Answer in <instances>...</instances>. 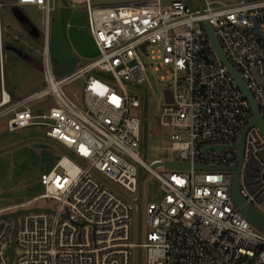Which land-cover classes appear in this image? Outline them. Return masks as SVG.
<instances>
[{
    "label": "built area",
    "instance_id": "obj_1",
    "mask_svg": "<svg viewBox=\"0 0 264 264\" xmlns=\"http://www.w3.org/2000/svg\"><path fill=\"white\" fill-rule=\"evenodd\" d=\"M69 1L84 6L97 55L55 75L50 52L55 0H0V9L33 6L44 13L42 43L34 50L42 85L13 99L0 76V119L6 118L8 131L45 127V137L76 159L60 157L40 176L38 197L0 210L4 215L33 208L28 206L39 200L56 202L44 208L51 213L18 218L11 264H131L133 252L141 250L145 264H264V233L230 194L242 141L238 191L264 218V136L251 125L249 102L204 28L207 22L264 124V0H198L196 8L180 0L112 6ZM1 54L0 38V67ZM147 57L155 71L163 70L160 79L169 81V100L158 116L175 157L166 161L187 164V170L152 169L165 161L146 164L139 156L141 121L131 112L140 102L128 86L146 82ZM77 81L80 92L67 94L65 88ZM47 96L53 106L33 114L31 105ZM138 166L157 181L160 200L135 197ZM139 212L147 231L144 242L135 243L133 214ZM12 228L10 218L0 219V264H8Z\"/></svg>",
    "mask_w": 264,
    "mask_h": 264
},
{
    "label": "rangeland",
    "instance_id": "obj_2",
    "mask_svg": "<svg viewBox=\"0 0 264 264\" xmlns=\"http://www.w3.org/2000/svg\"><path fill=\"white\" fill-rule=\"evenodd\" d=\"M174 0H163V4H169ZM190 8H196L198 0H180ZM222 3L234 4L237 0H219ZM7 3V0H1ZM26 17L40 34L44 32V13L33 6L21 8ZM54 12L50 14V24ZM62 32L67 41L73 57L84 63L97 55V48L89 34L86 12L84 9L63 10L61 13ZM0 38L2 65L0 76L5 82V89L14 97H23L38 90L42 85L41 71L35 63L40 61L39 53H36L37 45H41L38 38L29 37L24 29L15 20L12 7L3 6L0 9ZM68 25V26H67ZM51 45V43H50ZM21 47L29 49L35 63L28 57L20 56ZM28 52V51H27ZM31 60V61H30ZM54 61V60H52ZM147 80L140 87H129L128 90L138 98L139 110H133L132 115L139 117L141 121V140L139 156L141 160L149 164L153 160H174V154L169 149V132L162 129L158 123L161 107L166 104V95L170 91L168 80H161L162 71H155V63L149 57ZM82 83L77 81L67 86V94L80 92ZM10 93V94H11ZM80 97V96H79ZM18 99V98H17ZM53 106V100L47 96L31 105L33 114H42ZM45 127L31 126L23 130L8 131L6 118L0 119V209L12 206H20L27 201L38 197L43 188L40 185V176L47 173L62 156H67L72 161L76 159L69 155L68 151L59 144L45 137ZM138 178L139 190L135 197L144 203L158 201L161 193L157 181L147 174L139 166ZM116 192L120 190L108 182ZM128 199L131 197L127 196ZM30 207L55 208L53 200H39ZM264 208V204L262 205ZM15 211V210H13ZM11 211V212H13ZM3 214V213H1ZM147 231L143 214H133L132 242H144ZM131 264H145L144 251L139 254L133 252Z\"/></svg>",
    "mask_w": 264,
    "mask_h": 264
},
{
    "label": "water",
    "instance_id": "obj_3",
    "mask_svg": "<svg viewBox=\"0 0 264 264\" xmlns=\"http://www.w3.org/2000/svg\"><path fill=\"white\" fill-rule=\"evenodd\" d=\"M11 1V0H7ZM138 0H93L92 6H112L117 4H127L130 2H136ZM14 8V7H13ZM84 9L82 5H72L69 0H55L54 5V16L52 18L50 24V52L52 59L56 64V69L54 70L55 75H65L72 71L77 64V60L73 57L67 41L62 32V21H61V13L63 10H79ZM14 18L18 22V24L24 29V31L33 38L41 39L42 35L37 31V29L33 26L30 20L25 16L19 13L18 10H13ZM205 32L207 34L208 40L217 56L219 61L226 67L230 76L236 81L238 87L242 91L243 95L247 99L250 105V109L252 111L253 121L251 125L259 128L261 134L264 136V124L262 123L257 106L253 100V97L249 90L246 88L245 83L241 79L237 70L228 62L226 57L224 56L221 47L207 22L204 23ZM16 50V49H15ZM17 51V50H16ZM21 56V54H20ZM237 149L239 151V162L238 165L233 169L235 176L232 181L230 194L231 198L234 201L235 205L240 207V212L242 215L259 231L264 233V218L262 215L252 207V205L245 203L244 199L240 196L238 191V181H239V169L241 163V151H242V141L237 145ZM163 166L164 168L171 170H187L188 165L177 163V162H169L165 161L163 163L156 162L152 165V169H156L157 167ZM197 169H202L201 167H196ZM36 212H45L51 213L50 209L37 208L33 207L30 209H18L14 212L7 213L4 215H0V219L2 218H10L13 222V228L10 234V246L6 250V257L8 258V264H11L13 256H14V238L15 232L18 225V218L22 215L28 213H36Z\"/></svg>",
    "mask_w": 264,
    "mask_h": 264
},
{
    "label": "trees",
    "instance_id": "obj_4",
    "mask_svg": "<svg viewBox=\"0 0 264 264\" xmlns=\"http://www.w3.org/2000/svg\"><path fill=\"white\" fill-rule=\"evenodd\" d=\"M14 9L18 10L19 13H21L22 15H25V14L23 13V11L21 10V8H18V7H14V8H13V7H12V12H13ZM13 15H14V14H13ZM25 16H26V15H25ZM41 35H42V34H41ZM29 37H31V36H29ZM31 39H33V38L31 37ZM33 40H34V39H33ZM38 41L42 43V39H38ZM16 50L20 51V54H21L22 57H28V58L31 59L32 61H33V58H35V57L33 56V54L31 55V53L29 52V49L18 47V48H16ZM27 51H28V52H27ZM31 60H30V61H31ZM32 63H35V61H33ZM35 65H38L39 68H40V61L38 60V62L35 63ZM166 98H167V101H168V100H169L168 95H166Z\"/></svg>",
    "mask_w": 264,
    "mask_h": 264
},
{
    "label": "crops",
    "instance_id": "obj_5",
    "mask_svg": "<svg viewBox=\"0 0 264 264\" xmlns=\"http://www.w3.org/2000/svg\"><path fill=\"white\" fill-rule=\"evenodd\" d=\"M80 62V61H79ZM4 87H5V82H4ZM9 94L11 93V92H8ZM30 93V92H29ZM12 97L14 96V95H12V93L10 94ZM17 98H19V97H14V99H17ZM12 207H15V206H12ZM6 208H11V207H6ZM6 208H3V209H0V210H4V209H6Z\"/></svg>",
    "mask_w": 264,
    "mask_h": 264
}]
</instances>
